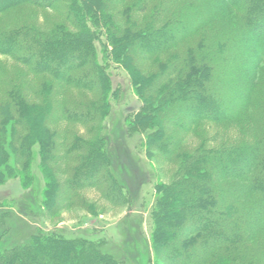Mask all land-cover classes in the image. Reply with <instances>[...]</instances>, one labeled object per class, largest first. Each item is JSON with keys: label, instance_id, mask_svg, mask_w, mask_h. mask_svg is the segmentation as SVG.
Returning a JSON list of instances; mask_svg holds the SVG:
<instances>
[{"label": "trees", "instance_id": "16d2710c", "mask_svg": "<svg viewBox=\"0 0 264 264\" xmlns=\"http://www.w3.org/2000/svg\"><path fill=\"white\" fill-rule=\"evenodd\" d=\"M76 1L0 0V13L32 4L56 7L66 20L51 32L24 24L0 28V53L26 64V75L34 77L24 86L21 77L12 75L0 61V85L3 87L0 91V183L14 169L9 165L7 146L14 154L16 166L24 164L21 158L26 154L35 165L37 153L30 146L36 141L35 132L27 121L40 118L41 129L35 131L41 133L39 140L43 142L46 164L48 167L54 164L49 167L52 173L50 186L63 194L55 196L57 200L51 199L53 206L58 201L71 202L74 193L85 187L101 189L104 197L110 200L122 196L120 187L123 189L126 185L109 174L114 162L109 154V128L104 119L111 113V104L107 100V89L110 88L101 90L96 86L107 80L94 45L97 30H104L115 38L113 44L118 50V60H122L123 65L129 63L130 74L143 103L139 120L125 125L120 119L113 127L115 162L119 170L125 175V168H130L136 176L132 177L135 185L145 182L141 162L134 157L128 144L129 132L146 131L150 149L168 158L179 154L183 157L178 160L180 172L172 184H157L163 194L158 196L153 211L158 231L154 237L158 263H161L164 251L176 248L187 256L185 260L181 255L172 254V257L170 254L177 264H264V125L253 139L229 143L231 145L218 149L207 148L204 142L194 154L179 152L182 137L173 131L191 132L203 120L241 118L247 110L245 101L232 108L225 104V97L219 99L222 91L220 94L214 85L234 74V84L237 82V87L243 88V99L249 97L252 102L251 96L255 97L256 87L250 75L255 67L258 68L264 50V22L261 20L264 0H210L196 4L188 0H165L169 5L165 2L157 4L155 16L148 19H135L131 14L133 8L127 6L124 27L113 22V7L123 0H78L84 12L83 22L73 14L70 6L57 5L63 2L74 7ZM149 2L136 0L134 9L143 14ZM224 4L239 11V23L247 29L244 34H218L209 38L210 41H201L197 50L190 48L184 54L174 53L170 67L169 63H163L164 70L160 73L145 75L137 68V62H145L175 48L204 26L213 28L214 11ZM67 24L77 30H71ZM257 34L260 38L253 41L251 35ZM244 57L253 61L242 68L239 63ZM217 68H220L219 72ZM210 83L214 84L211 88L208 87ZM72 88L92 91L97 95L96 100L76 102L66 94ZM30 94L42 95L45 104L39 112L28 99ZM184 109L188 111L186 115L176 114ZM61 120L81 123L94 132L96 129L92 124L100 123V130L95 133L99 147L92 149L91 143L77 135L70 138L72 134L67 129L60 133L51 128ZM9 131L12 132L11 139L8 138ZM63 159L75 161L77 166L57 167ZM245 161L249 162L247 167H243ZM58 170H70L71 178L64 183L56 181L53 177ZM36 177L24 200L19 202L21 214H42L41 185ZM137 189L135 187L133 191ZM4 220L6 218L0 223ZM14 232L0 231V264H116L93 263L96 258L101 261L103 256H108V252H99L94 243L85 239L51 232L47 236L37 234L21 244L12 239ZM85 259L92 262L82 263Z\"/></svg>", "mask_w": 264, "mask_h": 264}, {"label": "rangeland", "instance_id": "374dc122", "mask_svg": "<svg viewBox=\"0 0 264 264\" xmlns=\"http://www.w3.org/2000/svg\"><path fill=\"white\" fill-rule=\"evenodd\" d=\"M135 1L136 0H123L118 3L116 7H113V13L115 16L113 19L114 21H112L124 27L126 24L124 16L127 13V6L134 9V6L136 5V3H134ZM188 1H192V3L196 4L200 2L202 3V1L208 2L210 0ZM164 2L165 0H150L148 8L143 14H138L135 10L136 8L134 9L135 11L133 9L131 10V14H133L132 16H134L135 19L145 17L148 19L149 17H154L156 5L163 4ZM57 5L60 7H63V5L70 6L73 10V14L75 16L77 15V18L80 21H84V12L82 11V7L78 0L73 4L74 7L63 2H60L59 4L57 3ZM167 5H169V3H166V6ZM95 7L98 8L97 6ZM169 10L170 8H168V11ZM216 11H219V13H216ZM216 11H214L216 17L214 18L215 24H213V28L204 26L194 35L185 38L175 48L163 52L159 56L150 58V60L145 62H137V68L144 72L145 75L160 73L164 70V68H162L163 63H169L170 67V61L172 59V54L174 53L184 54L185 51L190 48L197 50L200 48L201 41H210L209 38H214L218 34L226 33L231 36L234 32H240V34L242 32L244 34V31H247L246 27L241 26L239 23V11L230 7V5L224 4L216 9ZM261 20L264 22V13ZM64 22H66V20L64 19L63 14L56 7L50 8L24 4L0 13L1 29L13 28L17 25L24 24L34 26L46 32H51L55 30L56 26L61 25ZM113 22H111V24H113ZM67 25L71 30H77L72 25ZM78 27L79 25H77V28ZM97 31L98 33L94 44L97 60L99 61L101 68L105 69L104 72L107 74V80H104V83L96 86L97 89L101 87V90L104 88H110L107 89V93H109L107 100H109L111 104V113L110 115H107V118L105 117L104 123H106L109 128L108 136L110 139L108 149L109 154L112 157V163L114 162L113 167L115 170L111 167L109 174L114 180L120 181L122 184L126 185V188L122 189L120 187L122 196L117 197L115 200H110L104 197L101 189L97 187H85L74 193L75 195L71 202L59 203L58 201L56 206H53L54 204L51 203V199L57 195L58 197H61L63 194L62 192H59L57 188L50 186V175L52 173L49 167H54V164L49 165V167L48 163L46 164L47 157L43 151L44 148H42L43 142L42 140H39L41 133L39 134L35 131L36 129H41V119H32L27 121V124H29L35 132L33 134L36 141L30 144L32 151L37 153L35 157V165L26 154L21 158V162L24 164L16 166L14 154L10 151L9 146H7L6 155L7 153L10 155L9 165L14 169L10 171L9 174H6L4 182L0 183V220L6 218L3 224L0 223V231L4 229L5 234L15 231L12 235V239L21 244L32 240L37 234L47 236L48 234L50 235L51 232H58L70 238L88 240L98 247L99 252H108V256H103L102 260L104 262H102V260L100 261L99 258H96L93 263L177 264L172 259L174 255H181L185 260L187 256L184 251L181 252L176 248H169L164 251L160 259L161 263H158L159 255L154 241V237L158 234V231H156L153 211L157 206L158 196H163L162 191L157 184H172L180 172L179 169L181 164L178 160L179 158L183 159V157L179 154V156L168 158L163 156L159 151L150 149L148 133L146 131L143 133L133 132L132 134L129 132L128 144L132 148L131 150L134 157L141 162V172L146 176L145 182L143 184L138 183L137 186L132 180V177L134 179L135 174L130 168H125V175L119 170V167L115 162L116 138L113 127L120 119L125 122V125H128L127 123L129 121H136L140 118L143 103L142 98L137 92L135 81L130 74L131 71L128 68L129 63L127 62V64L123 65L124 62L118 60L116 56L118 50L116 49L115 43L113 44V41L115 40L114 36L104 30ZM250 38L254 41L256 38L260 37L257 34L251 35ZM262 52V55L260 54L261 59L258 68L255 67L256 70L252 71L253 76L250 75V79L252 83H254V87H256V93H254L255 97L254 95H250L251 98L253 97L252 102L251 100H248L249 97H246L245 100L243 99V88L239 89L236 81L234 84V78H236L234 74L227 75L225 79H222V83L213 84L214 89L218 90L219 93L222 91V94L220 93L222 96L220 95L219 99L225 97V104H229L231 108L234 107V105L245 101L244 106L245 110H247L241 118L221 121L203 120L201 123L194 126L195 128L191 132H185L181 129H173L174 133L182 137L180 139L181 143L179 152L194 154L204 142H206L204 144L207 148L218 149L223 146L244 141L245 139H253L255 138V135L262 131L261 128L264 125V50ZM0 61L12 75L17 78L21 77V83L24 86H27L29 81H33L34 77L32 74L26 75V64L16 61L10 56L2 53H0ZM252 61V58L244 57L243 61H240L239 64L244 68L245 65L248 66ZM217 71L219 72L220 68H217ZM45 75L49 77L48 74ZM174 75L176 76V74ZM39 85H36L35 87H39ZM213 85L210 83L208 84V87L211 88ZM2 88L3 87L0 85V91ZM68 90L66 94L70 95L76 102L80 103L86 102L88 99L89 101L96 100L97 97L94 92L89 90L77 88ZM28 96V99L33 102L36 106V110L39 112L45 104L44 99L41 97L42 95L38 97L30 94ZM184 110H180L176 112V114L179 116L183 114L186 115L188 111ZM92 125H95V132L94 129L86 127L81 123L68 122L65 120L52 124L51 128L58 130L60 133L67 129L70 131V134H72L69 136L70 138L77 135L80 138H83L85 142L87 141L88 143H91L93 145L92 149H94L99 147L97 144L99 143L97 140L98 137L95 133H98L100 130V123L97 122ZM126 128L128 129V126H126ZM140 128L141 127L139 126L138 129L140 130ZM130 130H132V128ZM11 135L12 132L9 131V139H11ZM41 137H43V135ZM61 137L63 138V136ZM94 154L96 155L95 152ZM65 165L67 167L68 165H71V168H75L77 163H75V161L71 162L69 159H63L57 167L64 168ZM248 165V161L243 163V167H247ZM234 170H236V168H234ZM69 171L58 170L53 179L55 178L56 181L59 180L64 183L71 178ZM35 175L37 176V183H40L41 185L39 200L44 207L42 208V214L24 215L19 212V202L24 200L26 192L31 188V182L35 179ZM110 181L113 182V179ZM135 187L138 189L133 191ZM58 192L59 194H57ZM55 199L57 200V197H55ZM157 240L158 236L156 238V241ZM170 254L174 255L170 257ZM89 261L91 260L85 259L82 263H90ZM220 264L226 263L223 262Z\"/></svg>", "mask_w": 264, "mask_h": 264}]
</instances>
